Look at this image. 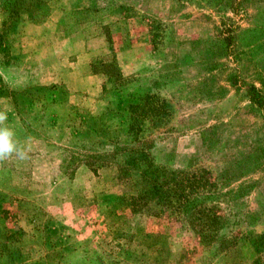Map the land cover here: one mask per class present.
I'll use <instances>...</instances> for the list:
<instances>
[{"label":"rangeland","instance_id":"374dc122","mask_svg":"<svg viewBox=\"0 0 264 264\" xmlns=\"http://www.w3.org/2000/svg\"><path fill=\"white\" fill-rule=\"evenodd\" d=\"M9 1L0 112L25 157L0 160V264H264V115L249 89L264 96V0H23L36 15L17 18ZM97 61L132 77L135 98ZM144 89L165 112L134 134ZM129 153L157 178L141 212L126 198L140 172L117 176ZM188 171L234 211L196 222L216 240L161 202Z\"/></svg>","mask_w":264,"mask_h":264},{"label":"trees","instance_id":"16d2710c","mask_svg":"<svg viewBox=\"0 0 264 264\" xmlns=\"http://www.w3.org/2000/svg\"><path fill=\"white\" fill-rule=\"evenodd\" d=\"M10 7V10L8 9V6H3L4 11H7L9 16L11 18L19 17L22 13H30L31 16H35L36 13L30 11V5L23 6V0H20L19 2H14L10 0L8 4ZM101 66L103 68L101 69ZM92 71L94 73H100L102 75H106L109 80L115 81V83H118L121 88H125V90L130 94L127 95L128 97H134L135 98V91L132 89H129V87H133V78H125L118 68H116L113 65V62L111 61H104V62H93L91 63ZM250 89V96L251 101L259 107L264 115V96L263 94L254 86L251 85L249 87ZM148 89H144L143 93L145 97H141L140 99H143V102L141 104L134 102H130L128 104L127 110L130 113L129 119V130H135L134 134H137L140 130L135 129V126H141L146 119H148L151 116H154L155 118H160L163 113L165 112L162 108L161 104H155L153 105L154 100H150L148 98L149 93ZM130 150V149H129ZM140 153H136L134 155L132 153L126 154L125 162L122 164H116L117 166V176H122V178L127 177V180L130 178L132 174V170H137L140 172V176L143 182V186L139 192L138 198H135L133 195H128L127 202H129V208L134 211L138 212L141 210V208L144 209H150V206H148V202L152 197L153 192H158L159 188H156V180L152 181V177H149L146 175L148 172V163L144 161V157H139L138 155ZM89 168L93 171H96V168L99 165H96L94 163V158L90 163H86ZM192 172H187L184 177V179L179 182H174L171 189H174L171 198L168 199V195L165 196L161 202L163 201V204L169 205V200H173L176 207L181 209L185 208L188 209L187 213H183V220L184 223H187V226L189 229L195 231L199 235L203 236V239L207 240H216L215 237H206L207 233H200L199 230L201 228L198 227L196 230V222H201L202 220L206 221L205 227L210 226L212 223L217 222L219 225L223 223L229 217L234 213L233 210H231V206L227 205V201L224 199H218L217 197H214V195H204L201 196L197 192H199V188L204 186V183L200 182V176H196ZM158 187L160 184H157ZM181 189L182 192L178 193L175 188ZM210 188V187H209ZM175 197V199H174ZM141 200V202H140ZM216 201V202H215ZM225 203V205H220L219 203ZM178 203V205H176ZM207 203H210L211 205H207ZM147 206V207H145ZM141 212V211H140ZM150 213H155L154 211H151ZM149 215V214H148ZM187 216L184 218V216ZM218 230L216 231L217 234ZM233 241V240H232ZM220 247H222L224 250L228 248V246L231 245V239L226 238L225 241H220ZM230 244V245H229ZM258 247V246H257ZM258 261H254L253 264H257Z\"/></svg>","mask_w":264,"mask_h":264},{"label":"clouds","instance_id":"9594fccd","mask_svg":"<svg viewBox=\"0 0 264 264\" xmlns=\"http://www.w3.org/2000/svg\"><path fill=\"white\" fill-rule=\"evenodd\" d=\"M7 118L5 112H0V160L9 158L13 153L23 159L25 153L18 147L14 131L5 124Z\"/></svg>","mask_w":264,"mask_h":264}]
</instances>
